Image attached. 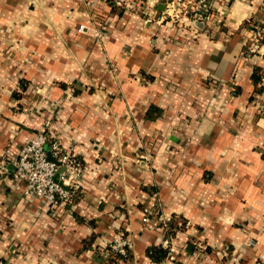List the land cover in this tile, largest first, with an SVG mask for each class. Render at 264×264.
Segmentation results:
<instances>
[{
  "label": "crops",
  "instance_id": "1",
  "mask_svg": "<svg viewBox=\"0 0 264 264\" xmlns=\"http://www.w3.org/2000/svg\"><path fill=\"white\" fill-rule=\"evenodd\" d=\"M141 5L120 14L116 0H0L7 264H112L120 231L132 258L117 264H157L147 251L168 246L172 216L187 227L161 264H264V95L252 82L264 50L249 54L264 0L217 2L216 23L199 33L164 21L156 0ZM48 120L85 167L71 207L26 196L14 178L20 148Z\"/></svg>",
  "mask_w": 264,
  "mask_h": 264
},
{
  "label": "built area",
  "instance_id": "2",
  "mask_svg": "<svg viewBox=\"0 0 264 264\" xmlns=\"http://www.w3.org/2000/svg\"><path fill=\"white\" fill-rule=\"evenodd\" d=\"M131 1L133 0H116V4L122 6L124 3L125 8L130 10L134 7V3ZM232 1L156 0V4L164 6L161 11L164 21L179 23L186 27L194 25L195 28L197 24H202L205 28H209L217 21L214 17L217 2L229 4ZM143 3V1L140 2V4ZM195 28L192 29L199 33ZM79 30L81 33H92L98 40H104L106 36L100 27L81 26ZM252 34L250 52L261 53L264 50V27L254 28ZM53 126V120H48L42 132L30 143L20 148L18 157L13 162L15 166L14 178L25 184L26 196L37 198L52 209H59L72 204L73 193L80 188L85 167L71 150L65 149L53 138L50 132ZM49 154L56 160V163L49 160ZM63 167L66 168L65 172H61ZM0 169L5 172L6 166L0 165ZM143 222L148 223V218L145 217ZM171 239H168V246L164 247L169 251L168 259L174 251L170 246ZM107 248L112 259L126 258L131 250V242L127 233L125 231L116 233ZM0 264L7 263L0 260Z\"/></svg>",
  "mask_w": 264,
  "mask_h": 264
},
{
  "label": "trees",
  "instance_id": "3",
  "mask_svg": "<svg viewBox=\"0 0 264 264\" xmlns=\"http://www.w3.org/2000/svg\"><path fill=\"white\" fill-rule=\"evenodd\" d=\"M110 5H113V0H109ZM121 7H113L112 10L113 12L115 11H119L120 14H122V9H120ZM246 26V25H245ZM252 82L254 85V92L257 95H264V68L261 67H255L253 74H252ZM13 98L15 100H21L22 99V93H14ZM1 163V161H0ZM80 189L76 190L73 193V200H72V204L71 206H74V204L77 202V200L79 199V193ZM69 206V207H71ZM181 224V225H180ZM186 227H187V223L185 221H182L180 218H177L175 216H172L169 221L166 224V232L164 233L165 238H175L177 235V232H185L186 231ZM92 243V242H91ZM90 245V242L87 246L88 247ZM108 250V248H107ZM210 250L208 249L207 252H209ZM147 254L149 256V258L152 260V262L157 263V264H161L164 263L169 256V251L167 249H165L163 246H152L148 249ZM132 258V253L131 250L128 253V256L126 258H119V259H112L110 260V262L112 264H117L118 262H127L130 261ZM180 264V263H178Z\"/></svg>",
  "mask_w": 264,
  "mask_h": 264
},
{
  "label": "rangeland",
  "instance_id": "4",
  "mask_svg": "<svg viewBox=\"0 0 264 264\" xmlns=\"http://www.w3.org/2000/svg\"><path fill=\"white\" fill-rule=\"evenodd\" d=\"M143 2H146L147 0H142ZM142 1H139V0H133V1H131V2H133L134 3V7H133V9L131 10L132 12H137V13H141L142 12V10H141V7L143 6V5H141L140 4V2H142ZM138 4H139V6L140 7H138ZM117 7H119V6H117ZM123 7H125V5H124V3L122 4V6H121V8H123ZM141 11V12H140ZM142 16V15H141ZM251 28H253V27H251ZM251 56H253L255 53H249ZM22 107L21 106H19V109L18 110H20V112H23V110L21 109ZM259 111H260V115L262 116V117H264V103H262V106L261 107H259Z\"/></svg>",
  "mask_w": 264,
  "mask_h": 264
},
{
  "label": "water",
  "instance_id": "5",
  "mask_svg": "<svg viewBox=\"0 0 264 264\" xmlns=\"http://www.w3.org/2000/svg\"><path fill=\"white\" fill-rule=\"evenodd\" d=\"M161 8H162V10H163V9H164V6H162ZM49 160L52 161V162H55V163H56V160H54V159L52 158L51 154H49ZM65 169H66V168L63 167V168L61 169V172H65V171H66ZM60 183L62 184V182H60Z\"/></svg>",
  "mask_w": 264,
  "mask_h": 264
}]
</instances>
